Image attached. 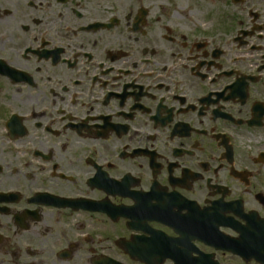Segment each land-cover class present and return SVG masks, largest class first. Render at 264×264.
<instances>
[{
  "label": "flooded vegetation",
  "instance_id": "flooded-vegetation-1",
  "mask_svg": "<svg viewBox=\"0 0 264 264\" xmlns=\"http://www.w3.org/2000/svg\"><path fill=\"white\" fill-rule=\"evenodd\" d=\"M0 264H264V0H0Z\"/></svg>",
  "mask_w": 264,
  "mask_h": 264
}]
</instances>
